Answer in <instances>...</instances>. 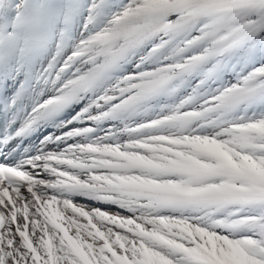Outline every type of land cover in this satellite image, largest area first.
I'll return each mask as SVG.
<instances>
[{"label": "snow or ice", "instance_id": "6c2138e0", "mask_svg": "<svg viewBox=\"0 0 264 264\" xmlns=\"http://www.w3.org/2000/svg\"><path fill=\"white\" fill-rule=\"evenodd\" d=\"M0 113V264H264V0H0Z\"/></svg>", "mask_w": 264, "mask_h": 264}, {"label": "bare ground", "instance_id": "6f19581e", "mask_svg": "<svg viewBox=\"0 0 264 264\" xmlns=\"http://www.w3.org/2000/svg\"><path fill=\"white\" fill-rule=\"evenodd\" d=\"M226 79H229V78H226ZM46 96H48V94H46ZM53 131H55L54 129L51 131V133L53 132ZM50 133V134H51ZM57 135H59V133H57ZM48 136V135H47ZM37 145H39V143L37 144ZM56 146H50L49 145V149H53V148H55ZM76 199V202L77 203H80V204H87V205H89V206H97V205H94L92 202H90V201H87V200H84V199H82V198H75Z\"/></svg>", "mask_w": 264, "mask_h": 264}, {"label": "clouds", "instance_id": "9594fccd", "mask_svg": "<svg viewBox=\"0 0 264 264\" xmlns=\"http://www.w3.org/2000/svg\"><path fill=\"white\" fill-rule=\"evenodd\" d=\"M40 2H44V0H40ZM141 211H145V212H147V211H149L148 209H143V210H141ZM168 214H171V213H168Z\"/></svg>", "mask_w": 264, "mask_h": 264}]
</instances>
